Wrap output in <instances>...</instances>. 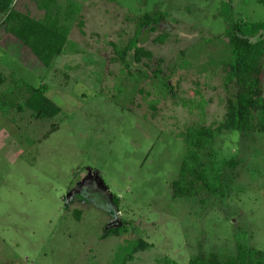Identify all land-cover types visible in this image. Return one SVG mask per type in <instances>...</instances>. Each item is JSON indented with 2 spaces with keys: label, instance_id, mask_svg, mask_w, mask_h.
I'll use <instances>...</instances> for the list:
<instances>
[{
  "label": "rangeland",
  "instance_id": "obj_1",
  "mask_svg": "<svg viewBox=\"0 0 264 264\" xmlns=\"http://www.w3.org/2000/svg\"><path fill=\"white\" fill-rule=\"evenodd\" d=\"M43 1L14 8L42 18ZM53 8L68 41L49 68L0 29V264H188L199 254L235 256L237 244L264 252V133L219 131L235 91L215 64L229 54L216 39L224 16L264 24L259 0H55ZM160 13L167 20L139 45L152 60L127 68L116 52L135 35L132 17ZM43 85L60 109L52 119L24 105L23 91ZM262 85L264 94V73ZM189 128L212 131L198 153L204 168L231 178L226 198H172ZM235 157L231 171L225 163Z\"/></svg>",
  "mask_w": 264,
  "mask_h": 264
},
{
  "label": "trees",
  "instance_id": "obj_2",
  "mask_svg": "<svg viewBox=\"0 0 264 264\" xmlns=\"http://www.w3.org/2000/svg\"><path fill=\"white\" fill-rule=\"evenodd\" d=\"M16 0H0V29L14 43L24 48L33 59L44 68H49L64 50L68 33L60 25L57 11L53 8L55 0L43 1L45 12L42 18H35L29 12H21L14 8ZM264 7V0H259ZM167 20L165 14L132 17L136 24L135 35L127 45L116 53L129 68L131 64H139L143 58L152 60L150 51L139 46L144 42L143 33H154L157 27ZM224 33L216 39L226 42L229 48L227 59L218 61L217 65L225 66V85L232 86L235 93L227 100V113L219 131H236L241 136L264 133V94L262 77L264 73V24L230 23L226 16ZM83 33L82 23L79 27ZM163 42V39H159ZM115 49V47H114ZM160 65L161 60H158ZM146 73L145 70L138 72ZM130 74V72L128 73ZM161 88L172 91L169 81L163 80L160 71L151 72ZM171 75L168 76V78ZM25 107L35 114L37 119H52L60 113V109L45 96L47 86L37 89L27 87ZM211 130L205 128L187 130L184 142L187 145V155L180 170L179 177L171 184L172 198L175 200L196 199L202 195L226 198L227 187L231 178L225 176L220 168H204L198 151L206 148L212 138ZM193 149V150H192ZM241 161L235 157L225 165L232 171ZM117 200V199H116ZM115 200V201H116ZM205 203L204 200H200ZM79 216V214H77ZM118 233V231H115ZM142 246L145 244L141 243ZM163 264H177L164 260ZM188 264H264V252L245 244H237L235 256H225L215 253L199 254Z\"/></svg>",
  "mask_w": 264,
  "mask_h": 264
}]
</instances>
